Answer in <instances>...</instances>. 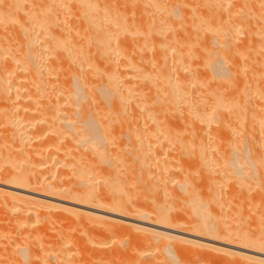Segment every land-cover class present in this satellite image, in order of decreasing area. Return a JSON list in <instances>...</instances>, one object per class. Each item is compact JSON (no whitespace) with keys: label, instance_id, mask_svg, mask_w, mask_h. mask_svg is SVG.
<instances>
[{"label":"bare ground","instance_id":"1","mask_svg":"<svg viewBox=\"0 0 264 264\" xmlns=\"http://www.w3.org/2000/svg\"><path fill=\"white\" fill-rule=\"evenodd\" d=\"M27 251L264 264V0H0V264Z\"/></svg>","mask_w":264,"mask_h":264},{"label":"rangeland","instance_id":"2","mask_svg":"<svg viewBox=\"0 0 264 264\" xmlns=\"http://www.w3.org/2000/svg\"><path fill=\"white\" fill-rule=\"evenodd\" d=\"M145 225H148V224H145ZM148 226H151V225H148ZM152 227H153V226H152ZM49 229H50V230H49ZM49 229H47L46 234L44 235V237H47V238H44V237H43L44 239H46V240H44V241H47V242H48V241L50 240V244H49V242H48V245H47V244L44 245V247L47 245V246H46V248H47L46 250H49V249H50L49 247H50V246H53L52 244H53L54 242H52V244H51V241H52V240L54 239V237H56V235H57V234H56V233H57V230H56V232H54V230H52L51 228H49ZM158 229H159V230L169 231V232H172V233L174 232L175 234H178V233L175 232V231L166 230V229H163V228H158ZM48 231H49L50 233H49ZM52 232H53V235L55 234V236L52 235L53 239L51 238V235H49V234H52ZM47 234H48V236H50V237H49V240H48V236H47ZM119 237H120V236H118V239H117V236L113 238L114 242L116 243L115 246H114V244L112 243V245H113L114 247H117V243H118V242H119V243H120V242H126V241H123V239H124L123 237H120V238H119ZM51 239H52V240H51ZM104 239H106V238H104ZM108 239H109V238H108ZM115 240L118 241V242H116ZM125 240H126V239H125ZM53 241H54V240H53ZM106 241H107V240H106ZM108 241H110V239H109ZM44 243H46V242H44ZM121 244L124 246V248L126 247V246L124 245V244H126V243H124V244H123V243H120V245H121ZM215 244L223 245V246H225V247H230V248H231V246H227V245H224V244H221V243H215ZM49 245H50V246H49ZM112 245H111V247H112ZM122 245H121L120 247H122V249H123V246H122ZM48 246H49V247H48ZM118 247H119V244H118ZM175 249H176V248H174V249L172 250V253L175 252V253H173V254L175 255V257H176L177 259H179V261H181V260L183 259V257H182V255H181V253H180V254L178 253V254L180 255V256H178L177 253H176V251H177V252H179V251H178V250H175ZM174 250H175V251H174ZM238 250H241V251L247 252L246 250H242V249H238ZM164 253H165V252H164ZM165 254H166V253H165ZM173 254H172V257H174ZM28 255H29V256H28ZM30 255H31V254H29V251H27L26 258H27V256H28V259H27V261H26L27 263L24 262V264H28V263L31 262V260L29 259ZM166 255H168V254H166ZM176 255H177V256H176ZM168 256L171 257V253H170ZM218 256H221V257H218ZM218 256H217V259L215 258L216 260H213L214 257L211 258V257H209V256H206L207 258L204 257L205 260H204V258H201V259H203L204 262H203L202 260H201V261H202V262H201V261H200V258H198L199 261L197 262V261H195V260H197V258H196V259L194 260L195 262L193 261V264H199L200 262H201L200 264H204V263H205V264H217V263H218V264H222L221 261L223 262V264H232V263H229L230 260H231V259H230L231 257H230L229 259L226 257L227 260H229V261H228V262L226 261V263H225V260H226L225 257H224L225 255H223V254H220V255H219V254H218ZM166 257H167V256H166ZM169 257H167V258L169 259ZM172 257H171V260L169 259L170 261L167 260V261H169V263H171V264H173V261H174V259H175V258L172 259ZM179 257H180V258H179ZM208 257H209V259H208ZM223 257H224V258H223ZM0 258H1V257H0ZM30 258L33 259L32 256H31ZM181 258H182V259H181ZM36 259H38V258H36ZM48 259H49L50 262H52V264H53V262H55V259H54V258H48ZM53 259H54V260H53ZM165 259H166V258H165ZM165 259H164V261H165ZM177 259H175V260H177ZM207 259H208V261H206ZM210 259H212L213 262L215 261V262H217V263H215V262L213 263L212 260H210ZM25 260H26V259H25ZM25 260H24V261H25ZM29 260H30V261H29ZM38 260H39V259H38ZM51 260H52V261H51ZM218 260H219V261H218ZM33 261H34V260H33ZM33 261L31 262L32 264H34ZM36 261H37V260H36ZM179 261H178V262H179ZM183 261H184V259H183ZM183 261H182V262H183ZM165 262H166V261H165ZM211 262H212V263H211ZM86 263H87V264H90L91 262H90V261H89V262H86V261H85V264H86ZM233 263H235V262H233ZM54 264H58V263L55 262ZM83 264H84V263H83ZM116 264H125V263H123V262H121V263L116 262ZM235 264H236V263H235Z\"/></svg>","mask_w":264,"mask_h":264}]
</instances>
